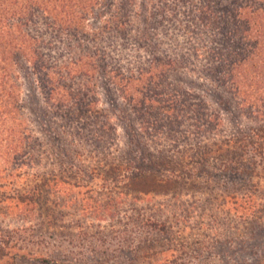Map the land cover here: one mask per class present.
Listing matches in <instances>:
<instances>
[{
    "label": "rangeland",
    "instance_id": "374dc122",
    "mask_svg": "<svg viewBox=\"0 0 264 264\" xmlns=\"http://www.w3.org/2000/svg\"><path fill=\"white\" fill-rule=\"evenodd\" d=\"M235 1L264 11V0H97L77 29L37 20L48 70L17 67L18 154V127L0 119V264H264V112L212 73L204 54L230 51L222 35L196 30L202 5ZM116 27L122 43L107 36ZM248 35L234 51H254L250 71L264 24ZM91 52L111 76L58 78ZM200 102L213 123L195 130Z\"/></svg>",
    "mask_w": 264,
    "mask_h": 264
},
{
    "label": "trees",
    "instance_id": "16d2710c",
    "mask_svg": "<svg viewBox=\"0 0 264 264\" xmlns=\"http://www.w3.org/2000/svg\"><path fill=\"white\" fill-rule=\"evenodd\" d=\"M96 2L97 0H0V119L3 121L4 117L7 116L12 120L13 126L15 128L18 127V137L15 140L16 154H18L21 145H24L25 132L24 128L22 129L21 127V120L17 118L19 116L18 97L16 95L18 94L17 74L19 70L17 67L20 63H26L35 75L48 70L47 55L41 51L44 48V43L41 37L35 36L31 31H33L37 20L52 21L60 29H77L80 26H85L88 22V15L92 14L96 8ZM209 4L210 2L201 6L200 9L206 15V21L204 23L201 22V25L199 24L200 27H197L198 29L196 30L199 31L198 34H209L212 31L221 34V45L224 48H230V51L228 52L227 49L228 53L226 52L223 58L220 57L221 54L218 50L208 51L204 56H211L212 63H214L211 66L212 73L214 72L216 75L219 72L225 71L228 83L236 89V95L239 96V105L247 107L250 115L255 114L260 116V113L264 112V55L257 51V65H249L252 69L249 71L247 67L243 68V65L249 64L248 61L251 55L254 54V51L249 49L246 53L243 51L240 54L234 51V48H241L244 43L246 45L247 41H249L248 33L252 26H258L260 30L262 29L264 11H261L263 14L257 13V11L259 12L258 9L255 10L244 4L238 5L235 8L238 1H235L232 5L216 6L214 8ZM224 16L230 18L231 21L223 18ZM179 18L180 20H177L181 21V17ZM120 25L123 26L121 23ZM183 26L186 35L193 32L190 25L183 24ZM115 29L119 33L115 31V35L107 36L108 38L113 37V42H121V39L125 38L122 37L123 30L117 27ZM66 31L64 30V32ZM211 36L216 43L218 37L213 33ZM146 40L149 39H145V42ZM124 47L125 45L123 44ZM119 48H122V44L119 45ZM90 54L92 57L82 55L74 62L58 65L56 69L59 73L55 72L58 78H63L60 75V71H63L65 77L75 74L89 80L93 79L99 71L102 73L106 71L111 76L114 70H116L110 69L109 71L107 69L106 56L104 54L102 56H98L96 52H91ZM172 61L168 59L166 63L169 62L170 66L174 67L176 61ZM235 69L240 70L234 72ZM128 79L130 80L131 77H128ZM124 80L122 79V81ZM7 82L10 83L11 87V93H9L10 100L8 102L5 98ZM130 90L135 93V96L131 95V99L133 100L136 98L138 90L134 88H130ZM173 99V107L177 106L176 102L181 103L178 100L179 94H175ZM164 104H167V102H164ZM204 107L205 105L202 102L199 105L195 103L189 105V114L195 115L191 124V127L195 130H200L201 127L213 123L212 115H207L206 112L208 110L204 109ZM174 117L176 120L178 119V116ZM263 128L259 127L257 131L263 132ZM33 194H36V192H33Z\"/></svg>",
    "mask_w": 264,
    "mask_h": 264
}]
</instances>
